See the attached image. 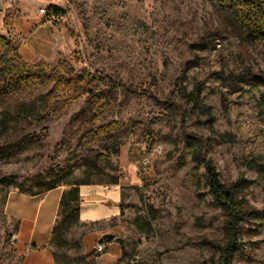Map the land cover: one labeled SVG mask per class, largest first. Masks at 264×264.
Instances as JSON below:
<instances>
[{
  "label": "rangeland",
  "instance_id": "obj_1",
  "mask_svg": "<svg viewBox=\"0 0 264 264\" xmlns=\"http://www.w3.org/2000/svg\"><path fill=\"white\" fill-rule=\"evenodd\" d=\"M1 17L14 49L0 57L64 63L84 79L73 91L13 84L0 94V264H25L4 214L11 191L104 186L126 165L136 175L120 186L119 215L59 228V264H264V52L229 10L213 0H0ZM104 84L109 105L95 116L88 92ZM206 163L246 213L225 258Z\"/></svg>",
  "mask_w": 264,
  "mask_h": 264
},
{
  "label": "trees",
  "instance_id": "obj_2",
  "mask_svg": "<svg viewBox=\"0 0 264 264\" xmlns=\"http://www.w3.org/2000/svg\"><path fill=\"white\" fill-rule=\"evenodd\" d=\"M215 4L225 10H229L234 18V22L239 31L246 35L249 42L258 44L264 52V0H213ZM13 46L2 35H0V52H12ZM65 64L60 63L54 68H49L44 62H36L28 64L18 57L6 59L0 57V81L2 86L0 94L4 93V89L11 85H52L50 94L53 91H73L77 87L79 81L84 77H67L65 75ZM118 85H122L121 83ZM123 87V85H122ZM4 88V89H3ZM6 91V90H5ZM84 90L83 93H85ZM112 91L110 84H104L101 87L94 88L88 92L89 111L94 115H99L100 111L107 107L109 94ZM74 97L73 99H76ZM102 156V155H101ZM206 183L210 194L216 203V206L224 213L225 224L224 233L226 236V246L221 248L222 258L229 255V252L236 244V228L239 224L245 221L246 213L242 210V206L237 202L235 197L228 189H225L218 181V176L214 169L208 164H205ZM118 177H109L108 183H117ZM86 182H64L54 181L47 186L46 190L27 193L35 195L54 189L59 186H69L70 189L62 194L60 201L59 220L54 226L53 233L56 237L59 228H66L77 223V203L79 201L78 188Z\"/></svg>",
  "mask_w": 264,
  "mask_h": 264
},
{
  "label": "crops",
  "instance_id": "obj_3",
  "mask_svg": "<svg viewBox=\"0 0 264 264\" xmlns=\"http://www.w3.org/2000/svg\"><path fill=\"white\" fill-rule=\"evenodd\" d=\"M0 19L3 25L4 17ZM10 27L14 29L17 36L21 35L14 25V20L11 21ZM43 27L46 25L41 24L37 28ZM44 44L49 45V42L46 40ZM20 57L24 59V56L20 55ZM121 169L124 170L125 175L117 183L90 188L79 186L78 223L107 222L119 215L120 186L130 185L136 175L135 169L130 165L122 166ZM69 189V186H59L35 195L11 191L6 196L3 206L4 214L15 224L14 245L23 255L25 264H59L52 246L53 229L59 220L62 194Z\"/></svg>",
  "mask_w": 264,
  "mask_h": 264
},
{
  "label": "built area",
  "instance_id": "obj_4",
  "mask_svg": "<svg viewBox=\"0 0 264 264\" xmlns=\"http://www.w3.org/2000/svg\"><path fill=\"white\" fill-rule=\"evenodd\" d=\"M18 1H26V0H18ZM38 13L40 14V15H45L46 14V9L45 8H40L39 9V11H38ZM154 152H156V150H154L153 151V153ZM147 164H148V159L146 158V159H143L141 162H140V165H142V166H147ZM108 190H109V188H107ZM11 239H12V241L13 242H15V240H16V236L13 234L12 235V237H11ZM94 249H95V251L97 252V253H100V252H102L103 251V246H102V244H98V245H96L95 247H94Z\"/></svg>",
  "mask_w": 264,
  "mask_h": 264
},
{
  "label": "water",
  "instance_id": "obj_5",
  "mask_svg": "<svg viewBox=\"0 0 264 264\" xmlns=\"http://www.w3.org/2000/svg\"><path fill=\"white\" fill-rule=\"evenodd\" d=\"M104 238L110 240L112 238V236L110 234H107L104 236Z\"/></svg>",
  "mask_w": 264,
  "mask_h": 264
}]
</instances>
